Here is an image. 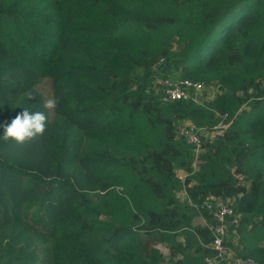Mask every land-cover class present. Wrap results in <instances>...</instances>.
I'll list each match as a JSON object with an SVG mask.
<instances>
[{"label":"trees","instance_id":"1","mask_svg":"<svg viewBox=\"0 0 264 264\" xmlns=\"http://www.w3.org/2000/svg\"><path fill=\"white\" fill-rule=\"evenodd\" d=\"M157 76L217 92L163 103ZM29 106L45 132L0 141V264H206L211 196L239 215L218 264H264V0H0V124Z\"/></svg>","mask_w":264,"mask_h":264},{"label":"built area","instance_id":"2","mask_svg":"<svg viewBox=\"0 0 264 264\" xmlns=\"http://www.w3.org/2000/svg\"><path fill=\"white\" fill-rule=\"evenodd\" d=\"M160 83L162 86L161 101L163 103L191 98L199 102V93L206 88L203 81L200 80L164 78L160 80ZM224 126L222 122H219L212 130H209V134L211 131H221ZM175 134L177 137L183 138L192 147L193 169H196L199 163L198 155L202 150V138L207 136L208 131L187 121L176 126ZM203 206L213 220V224L208 225L212 235L208 246L214 251V255L212 258H206V264H218V262L226 260L224 241L229 236L230 225H237L239 215L235 212L233 198L230 197L211 196L203 203ZM199 218L202 225H207L202 216H199ZM237 264L256 263L248 257L237 260Z\"/></svg>","mask_w":264,"mask_h":264},{"label":"clouds","instance_id":"3","mask_svg":"<svg viewBox=\"0 0 264 264\" xmlns=\"http://www.w3.org/2000/svg\"><path fill=\"white\" fill-rule=\"evenodd\" d=\"M30 97V96H29ZM45 108H54L56 101H44ZM46 115L41 111H31L29 107H22L6 124H0V141L11 140L15 144L23 143L37 135H42L47 127Z\"/></svg>","mask_w":264,"mask_h":264},{"label":"rangeland","instance_id":"4","mask_svg":"<svg viewBox=\"0 0 264 264\" xmlns=\"http://www.w3.org/2000/svg\"><path fill=\"white\" fill-rule=\"evenodd\" d=\"M160 79H161L160 76H157L155 81L159 82ZM216 92H217V89L214 86H207L206 88H204L202 90L201 93H199V96H198L199 101L202 103L203 100H209L210 98H212L216 94ZM248 107H249L248 105H243V109H245V110L248 109ZM179 176H182L181 173H179ZM182 195H183V192H180L179 196H182ZM194 221H195V223H200V218L195 217ZM228 239L230 241V246H226L225 258H226V260H233L234 259V252L236 251V248H237L236 246L238 244H237L236 240L234 238H232L231 235L229 236ZM159 250L162 253L166 252L165 248L162 247L161 245H159ZM239 259H241V258H239ZM239 259H236V261H235L236 264H237V260H239Z\"/></svg>","mask_w":264,"mask_h":264}]
</instances>
